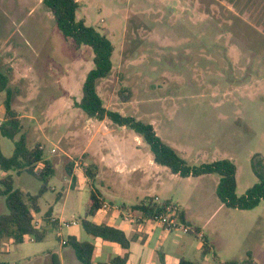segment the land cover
Masks as SVG:
<instances>
[{
    "label": "rangeland",
    "instance_id": "obj_1",
    "mask_svg": "<svg viewBox=\"0 0 264 264\" xmlns=\"http://www.w3.org/2000/svg\"><path fill=\"white\" fill-rule=\"evenodd\" d=\"M76 1V20L96 29L114 47L112 69L96 84L104 107L151 124L190 166L231 160L238 197L256 184L264 170H255V161L264 162V26L254 21L264 13V0H237L245 8L244 18L214 0ZM27 9L32 10L24 27L28 46L20 47L22 55L34 60V69L23 76L26 65L21 62L18 70H8L7 63L0 70L9 71V88L17 92L12 107L20 114L27 147L40 144L43 158L54 168L48 190L39 200L45 213L50 206L60 208L57 194L70 180L64 166L71 162L69 157L82 156L88 132H97L99 139L109 133L107 137L134 148L138 135L109 119L89 118L77 107L86 75L94 67L92 49L66 39L46 5L30 0L23 15ZM6 35L0 27V42ZM123 88L130 90L126 102L118 94ZM3 100L0 94V120ZM75 136L71 147L69 139ZM138 137L144 154L152 156ZM0 145L3 155L11 156L13 141L0 136ZM159 171L165 185L147 195L160 200L174 197L187 207L192 219L201 223L210 248L203 254L200 239L173 230L184 245L168 264L177 255L200 264L240 262L248 253L255 264H264V201L251 210L227 208L216 195L218 175L171 181L167 167L159 166ZM3 175L0 170V180ZM13 176L14 187L25 194L34 195L41 187L29 173ZM95 187L101 189L98 183ZM0 211L7 213L6 205Z\"/></svg>",
    "mask_w": 264,
    "mask_h": 264
},
{
    "label": "crops",
    "instance_id": "obj_2",
    "mask_svg": "<svg viewBox=\"0 0 264 264\" xmlns=\"http://www.w3.org/2000/svg\"><path fill=\"white\" fill-rule=\"evenodd\" d=\"M29 1L0 0V27L7 31L6 37L0 42L2 44L0 46V66L7 63L10 64L9 69L18 70L22 62L26 65L23 76H27V71L31 73L35 65L34 60L21 54L20 47L21 44L28 46L24 27L32 10L28 11L27 9L25 15L22 11L25 6H28ZM214 1L238 18L247 16L245 8L237 0ZM35 2L37 6L44 5L41 0H35ZM254 24L264 26V13H258ZM33 56V59L38 58L37 50L33 51ZM108 135L110 134H102V138L99 139L97 132H88L86 136L88 141L82 156L78 160L69 157L71 162H68L64 168L70 180L66 183L65 190L58 193L56 197L61 206L60 208L56 206L48 208V210L51 209L50 220L53 224L50 225L44 221L43 216L46 212H41L40 199L38 200L40 211L33 214L34 224L37 227L50 228L44 239L41 242H36L35 240L31 241V237L27 236L21 244H15L12 239L7 241L3 239L0 242V262L3 264H54V262L81 264L73 249L67 243L62 244L63 238L67 240L68 237L73 236L79 241L93 245V264H109L113 258L123 257L126 253L128 256L126 264H162L160 255H162L163 264H168L169 258H172L173 253L184 243L180 242L179 235H172L171 231H166L159 224L144 217L141 212L132 209L141 201L150 198L154 202L157 199L158 202L155 203L159 206L169 202L183 212L184 224L192 230V234H188L200 239L198 247L201 250L206 238L201 229V223L192 219L189 209L181 207L177 200H173L174 197L160 200L157 196L147 195L157 186L165 184L160 176V165L154 162L153 155L144 154L140 146V138L136 136L137 144L134 148L132 145L121 144V140H117L112 135L107 137ZM77 139V136L70 137L68 145L75 146ZM144 155L146 156L144 157ZM68 165H70L69 169ZM89 166H92V171L95 174L92 182L85 175V170ZM42 167L43 164L38 163L36 171L39 172ZM168 171L171 181L181 178L172 174L169 169ZM12 174L20 173L13 172ZM95 183H98L101 189L95 187ZM90 188L96 190L104 202V208L90 220L97 225H107L123 230L130 242L127 251L116 243L88 235L81 227L80 220L85 216L87 210L86 204ZM116 200H120V203H116ZM160 202L162 204H159ZM4 207L5 198L0 196V210ZM71 209H77V213L72 214ZM126 212H131L132 217L127 219ZM2 214L4 213H0V215ZM194 230H197V234H193ZM58 234H61L62 237H59ZM14 245H16L15 248H11ZM14 250L17 251L16 254H14ZM177 256L173 258V264H177L179 258L182 257V255Z\"/></svg>",
    "mask_w": 264,
    "mask_h": 264
},
{
    "label": "trees",
    "instance_id": "obj_3",
    "mask_svg": "<svg viewBox=\"0 0 264 264\" xmlns=\"http://www.w3.org/2000/svg\"><path fill=\"white\" fill-rule=\"evenodd\" d=\"M46 5L56 22L57 28L66 39L72 40L75 45H85L92 49L94 57V67L84 80L82 86L81 100L76 103L89 118L99 121L109 119L113 124L127 127L133 130L149 147L153 160L156 164L167 167L172 174L181 178L200 177L203 175L216 174L219 181L216 187V195L219 201L227 208L237 210H251L264 201V170L259 174V181L249 188L242 196L236 195V168L229 159H221L199 166H190L187 162L170 146L164 143L156 134L153 126L143 123L130 116H123L117 111H112L104 107L101 98L96 91L97 81L105 78L112 69V54L114 47L111 42L96 29L88 27L83 21L76 20V11L79 4L76 0H41ZM10 70V69H8ZM0 70V94H4L3 106L4 114L0 120V136L5 137L14 143L11 156H4L0 146V170L5 176L0 180V196L5 198L7 213L0 215V242L3 239H12L15 244H21L24 238L33 237L36 242H41L50 228L37 227L34 224V213L40 211L38 200L48 190L49 179L54 175V168L50 161L43 158V148L40 144L32 148L27 147L25 135L21 134L20 114L12 107V100L16 90L9 88V71ZM119 97L121 102L128 101L130 97L129 88L120 89ZM19 137L17 138V136ZM255 170L259 173L264 168V162L255 161ZM42 163V169L37 172L36 166ZM68 169L70 165L67 166ZM261 167V168H260ZM258 168L259 171H258ZM92 166L85 170V175L92 182L95 174ZM13 172H26L35 176L41 187L34 195L24 194L20 189L14 187ZM170 203L165 202L157 205L153 199H146L132 207L148 219H152L159 213L164 212ZM87 210L85 216L80 220L83 230L93 237L104 241L118 244L122 249H129V239L121 229L107 225H97L90 219L104 208V202L99 193L90 188L87 199ZM180 221L185 223L184 214L179 213ZM51 209L47 210L43 216L46 223H51ZM195 231V232H194ZM193 234H197L194 230ZM192 234V230L189 232ZM69 245L78 261L81 264H93L92 255L94 247L92 244L79 241L75 237L67 238ZM201 252L206 254L209 247L203 242ZM127 253L123 257L113 258L109 264H126ZM160 261L163 264L162 255ZM0 264H3L0 262ZM54 264H58L54 262ZM177 264H200L196 261L180 257ZM225 264H255L250 253L248 257L240 262H228Z\"/></svg>",
    "mask_w": 264,
    "mask_h": 264
},
{
    "label": "built area",
    "instance_id": "obj_4",
    "mask_svg": "<svg viewBox=\"0 0 264 264\" xmlns=\"http://www.w3.org/2000/svg\"><path fill=\"white\" fill-rule=\"evenodd\" d=\"M158 200L155 199V202ZM180 210L176 205L169 204L165 207L164 212L159 213L157 216H155L152 219H149L152 222H155L156 224H159L162 226L166 231H173V230H180L184 233H189L191 231V228L180 221L179 217ZM125 216L127 219L132 217L131 212H126ZM59 237H62L61 234H58ZM31 241L34 240L33 237L30 238ZM67 240L62 239V244H66Z\"/></svg>",
    "mask_w": 264,
    "mask_h": 264
}]
</instances>
